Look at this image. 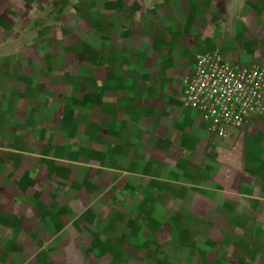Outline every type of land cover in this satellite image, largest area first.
<instances>
[{
	"label": "crops",
	"instance_id": "0c3cea01",
	"mask_svg": "<svg viewBox=\"0 0 264 264\" xmlns=\"http://www.w3.org/2000/svg\"><path fill=\"white\" fill-rule=\"evenodd\" d=\"M216 49L264 64V0H0V264H264V116L181 100Z\"/></svg>",
	"mask_w": 264,
	"mask_h": 264
},
{
	"label": "built area",
	"instance_id": "2783aa9c",
	"mask_svg": "<svg viewBox=\"0 0 264 264\" xmlns=\"http://www.w3.org/2000/svg\"><path fill=\"white\" fill-rule=\"evenodd\" d=\"M181 100L203 114L213 138H231L264 116V64L228 62L219 49L199 54Z\"/></svg>",
	"mask_w": 264,
	"mask_h": 264
}]
</instances>
